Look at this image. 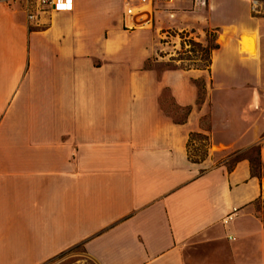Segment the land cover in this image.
<instances>
[{"label":"crops","instance_id":"1","mask_svg":"<svg viewBox=\"0 0 264 264\" xmlns=\"http://www.w3.org/2000/svg\"><path fill=\"white\" fill-rule=\"evenodd\" d=\"M72 2L38 22L0 4V264H49L77 247L85 264H264L252 209L264 178L248 160L230 172L214 159L262 145L264 166V15L253 0L164 5L179 24L196 8L191 26L216 31L219 47L211 72L160 76L146 68L153 36L136 33L157 18L130 28L125 0ZM197 133L210 141L199 164L188 150Z\"/></svg>","mask_w":264,"mask_h":264},{"label":"rangeland","instance_id":"2","mask_svg":"<svg viewBox=\"0 0 264 264\" xmlns=\"http://www.w3.org/2000/svg\"><path fill=\"white\" fill-rule=\"evenodd\" d=\"M163 4H157V10L159 13L157 14L158 23L155 24L153 29L148 30H138V32H148L153 36L154 42L157 44L158 55L155 59L150 60L147 63L148 69H156L158 74L161 76L162 73L166 70L176 69V68H185V67H197L202 66L204 63L199 62L203 57L201 46L208 45V38L206 35V31L211 29L210 27L202 28L199 25L191 26L194 21H196V17L198 13L195 12L196 8L194 7H186L181 10L180 19L182 18V24L175 23V20L167 19L165 13L163 12ZM195 18V19H194ZM194 20V21H193ZM185 28V29H184ZM136 33H126L128 36H133ZM189 39H185V38ZM185 39L187 46L183 49L182 43ZM193 41L195 44H190L189 42ZM248 41V42H247ZM247 42V44H246ZM250 43V44H249ZM243 50H247L250 54H256V41L249 40L247 38L243 39ZM169 55H173L172 57L165 58ZM176 58L177 60L183 59L184 61L179 62H170L172 58ZM156 59L159 62H156ZM197 76H200L201 73H197ZM207 75V74H205ZM206 77V76H205ZM202 85V84H201ZM264 94V82L262 91ZM206 97L205 90L201 89L200 98L203 101ZM163 102L166 104L167 111L170 112L177 121L183 118V111H181L178 107L175 106L173 102V97L171 92L166 90L163 94ZM204 126L208 127L210 125L209 117L204 120ZM195 147L194 154H200L201 151H198V145ZM227 155L225 153H218L215 155L214 159L220 161L224 159ZM253 157L257 158V154L255 152H246L244 157ZM255 212H261L258 216L264 222V204L263 202L255 203L253 208ZM84 251L81 247H77L67 253L61 255L57 260L52 261L49 264H85L82 262L84 259Z\"/></svg>","mask_w":264,"mask_h":264},{"label":"built area","instance_id":"3","mask_svg":"<svg viewBox=\"0 0 264 264\" xmlns=\"http://www.w3.org/2000/svg\"><path fill=\"white\" fill-rule=\"evenodd\" d=\"M174 0H125L126 17L134 18V21L129 23L130 28L135 27H153L156 21V16L159 13L157 4L171 6ZM18 3L24 6L29 21H39L43 15L57 11H71L73 9L72 0H0V4ZM201 5V0H195L194 6ZM253 13L264 15V1L253 0ZM171 17L174 13L170 11ZM238 209H233L232 212L224 220L225 224L233 221L236 217ZM231 240L234 238L230 237Z\"/></svg>","mask_w":264,"mask_h":264},{"label":"trees","instance_id":"4","mask_svg":"<svg viewBox=\"0 0 264 264\" xmlns=\"http://www.w3.org/2000/svg\"><path fill=\"white\" fill-rule=\"evenodd\" d=\"M207 38H208V45L206 46H201L200 48L202 49L203 57L202 59L199 60V62L204 63L202 66H197V67H185L183 68L184 70L190 71V70H200V71H209L211 72V67L213 64V54L214 52L218 49L217 45V39L218 35L216 31H207ZM189 39V38H185ZM185 39L182 43L183 49L185 46H187V43L185 42ZM190 44H195L193 41L189 42ZM172 62H179V61H184L183 59L177 60L176 58L171 59ZM201 89H205L203 85L200 87ZM201 99V98H200ZM195 144L198 145V151H201L200 154H194L195 151ZM188 150H189V158L193 163H201L204 162L208 157H209V150H210V141L209 137L203 133H197V134H192L189 144H188ZM262 145H255L251 148H249L247 151L241 152L237 151L231 154H228L224 160L222 159V162L226 165L228 170L230 172L234 171L236 166L242 162L243 160H248L251 165V173L254 177H257L259 179L264 178V166L262 163ZM255 152L257 154V158H253L251 156L249 157H244V154L246 152ZM262 200L259 199L255 203L261 202Z\"/></svg>","mask_w":264,"mask_h":264},{"label":"bare ground","instance_id":"5","mask_svg":"<svg viewBox=\"0 0 264 264\" xmlns=\"http://www.w3.org/2000/svg\"><path fill=\"white\" fill-rule=\"evenodd\" d=\"M248 42V41H247ZM247 42H246V44H247Z\"/></svg>","mask_w":264,"mask_h":264}]
</instances>
